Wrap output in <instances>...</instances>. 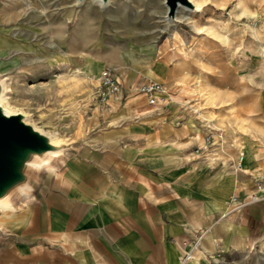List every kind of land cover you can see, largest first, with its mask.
Returning a JSON list of instances; mask_svg holds the SVG:
<instances>
[{"label":"crops","instance_id":"0c3cea01","mask_svg":"<svg viewBox=\"0 0 264 264\" xmlns=\"http://www.w3.org/2000/svg\"><path fill=\"white\" fill-rule=\"evenodd\" d=\"M140 84L75 136L83 145L6 225L0 264H229L264 251L262 158L197 162L205 142L186 106H151Z\"/></svg>","mask_w":264,"mask_h":264},{"label":"rangeland","instance_id":"374dc122","mask_svg":"<svg viewBox=\"0 0 264 264\" xmlns=\"http://www.w3.org/2000/svg\"><path fill=\"white\" fill-rule=\"evenodd\" d=\"M87 2L93 37L85 42L77 31ZM192 2L195 8H180V22L166 29L164 0H114L106 8L92 0H0V78L10 86L11 109L77 140L106 108L95 98L104 69L123 76L125 85L158 80L201 128L205 148L196 152L206 156L198 154L197 162L207 159L216 169L237 166L241 156L262 158L258 174H264V0ZM73 51L81 70L91 73L78 89L72 63L56 60ZM17 211L0 212V226L11 224ZM229 264H264V251Z\"/></svg>","mask_w":264,"mask_h":264},{"label":"water","instance_id":"95a60500","mask_svg":"<svg viewBox=\"0 0 264 264\" xmlns=\"http://www.w3.org/2000/svg\"><path fill=\"white\" fill-rule=\"evenodd\" d=\"M86 0H77L82 5ZM102 8L111 0H94ZM166 22H178L180 8L194 9L192 0H164ZM9 93L6 79L0 78V208L20 210L39 199L47 180L61 160L83 145V140H65L30 121V115L1 102ZM47 167L51 169H47ZM11 233L0 226V243Z\"/></svg>","mask_w":264,"mask_h":264},{"label":"built area","instance_id":"2783aa9c","mask_svg":"<svg viewBox=\"0 0 264 264\" xmlns=\"http://www.w3.org/2000/svg\"><path fill=\"white\" fill-rule=\"evenodd\" d=\"M125 80L123 76L111 72L110 70L104 69L99 78L97 79V84L95 86V98L100 103V105L107 106L112 98L118 97L123 92V87L125 85ZM139 94L147 96L148 104L151 106H168L172 102V96L170 90L165 88V86L159 82H147L142 83L140 86L136 87ZM243 158H240L242 162ZM256 191L262 193L263 198L258 195L252 197V201L259 202L264 200V174L260 175L256 180ZM236 202L237 199L233 198ZM199 241H197V245ZM191 254L186 255V259H190Z\"/></svg>","mask_w":264,"mask_h":264},{"label":"bare ground","instance_id":"6f19581e","mask_svg":"<svg viewBox=\"0 0 264 264\" xmlns=\"http://www.w3.org/2000/svg\"><path fill=\"white\" fill-rule=\"evenodd\" d=\"M92 1H94V0H92ZM114 0H111V2L110 3H112ZM192 1H195V0H192ZM98 4V3H97ZM83 5V4H82ZM100 5V4H99ZM26 6V5H25ZM18 7V6H17ZM26 8V7H25ZM24 8V9H25ZM44 8H46V7H44ZM16 9V8H15ZM28 9V8H27ZM92 10V7H91V4L89 3V2H87L83 7H82V13H81V15L79 16V23H78V31H77V35L80 37V38H82V40L83 41H85V42H87L90 38H92L93 36H91V33H92V29H91V19H92V17H91V11ZM179 10H181V9H179ZM24 11V10H23ZM31 11V10H30ZM25 12V11H24ZM23 12V13H24ZM22 13V14H23ZM18 14V13H17ZM21 15V14H20ZM17 16V15H16ZM51 16V15H50ZM179 16H180V13H179V15H178V18H179ZM20 17V16H19ZM52 17H54V16H52ZM58 17V16H57ZM30 19H32V18H30ZM48 19V18H47ZM13 20L14 19H12V18H9L7 21H6V23L8 24H10V23H12L13 22ZM34 21V20H33ZM50 20H48V22H49ZM179 22H180V20H179ZM50 25V24H49ZM66 25V24H65ZM59 28V27H58ZM170 28V26H166V29H169ZM47 29V28H46ZM48 31V30H47ZM161 31H164V29H161ZM64 34H63V30L62 29H58L57 30V32H56V36L55 37H58V38H61V36H63ZM61 46H63V44H61ZM75 52V55H73V56H71V57H69L68 55H67V53L65 52V55H57L56 54V60L57 61H59V62H71L72 64V74L74 75V77L73 76H71V77H73V78H75V80H74V83H73V85H74V87H75V89H78L79 87H80V82H81V80L83 79V80H89L90 79V74L91 73H87V72H85V71H83V70H81V68L79 67V62H80V55L78 54V51H73V53ZM48 54V53H47ZM67 55V56H66ZM85 59V58H84ZM83 65V64H82ZM83 67V66H82ZM58 68V67H57ZM89 68V67H88ZM92 70V69H91ZM70 71V70H69ZM70 71V72H71ZM10 86H9V93H10ZM8 93V94H9ZM1 102H5L6 104H7V106L8 107H10L11 108V105H10V102H9V97H8V95L7 96H5L4 98H2V100H1ZM18 110V109H17ZM247 143V142H246ZM242 152L244 153V154H249V148L246 146V145H244L243 147H242ZM255 154V153H254ZM242 158H243V160H244V156H241ZM240 157V158H241ZM247 157V156H246ZM252 157V156H251ZM255 157L256 158H258L259 157V155L258 154H255ZM242 160V161H243ZM241 164H242V162H240V163H238V168L241 166ZM47 169H51V168H49V167H47ZM259 196H260V198H263V195H262V193H260L259 192ZM15 208H0V212H2V213H7L8 211L10 212V211H13ZM197 245V244H196ZM199 247V246H198Z\"/></svg>","mask_w":264,"mask_h":264}]
</instances>
